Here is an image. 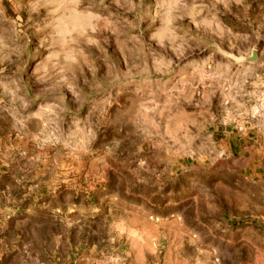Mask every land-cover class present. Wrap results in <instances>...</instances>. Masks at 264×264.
<instances>
[{"label": "rangeland", "instance_id": "1", "mask_svg": "<svg viewBox=\"0 0 264 264\" xmlns=\"http://www.w3.org/2000/svg\"><path fill=\"white\" fill-rule=\"evenodd\" d=\"M261 126L264 0H0V264H264Z\"/></svg>", "mask_w": 264, "mask_h": 264}, {"label": "crops", "instance_id": "2", "mask_svg": "<svg viewBox=\"0 0 264 264\" xmlns=\"http://www.w3.org/2000/svg\"><path fill=\"white\" fill-rule=\"evenodd\" d=\"M253 136L256 141H252ZM228 147L231 157L242 162L239 178L246 179L249 187L261 191L257 197V193L250 192V200L262 206L255 205L256 209H263L264 215V126L256 130L239 127L236 133L233 131L231 134Z\"/></svg>", "mask_w": 264, "mask_h": 264}]
</instances>
